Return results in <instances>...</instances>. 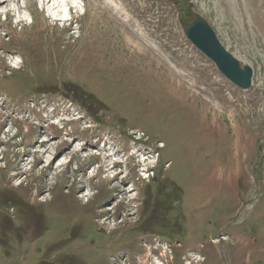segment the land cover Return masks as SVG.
<instances>
[{"label": "rangeland", "instance_id": "1", "mask_svg": "<svg viewBox=\"0 0 264 264\" xmlns=\"http://www.w3.org/2000/svg\"><path fill=\"white\" fill-rule=\"evenodd\" d=\"M52 3H0V264H264V0H66L60 24ZM189 10L251 89L189 42ZM47 138L102 155L49 164ZM100 145L151 154L148 180ZM154 235L173 247L153 262Z\"/></svg>", "mask_w": 264, "mask_h": 264}, {"label": "water", "instance_id": "2", "mask_svg": "<svg viewBox=\"0 0 264 264\" xmlns=\"http://www.w3.org/2000/svg\"><path fill=\"white\" fill-rule=\"evenodd\" d=\"M190 14L194 15L193 21L189 26L184 27L187 39L234 85L242 90L250 89L253 69L241 65L240 61L222 45L214 30L200 14L193 10Z\"/></svg>", "mask_w": 264, "mask_h": 264}, {"label": "bare ground", "instance_id": "3", "mask_svg": "<svg viewBox=\"0 0 264 264\" xmlns=\"http://www.w3.org/2000/svg\"><path fill=\"white\" fill-rule=\"evenodd\" d=\"M13 1L14 0H1L0 1V3L1 4H9V3H13ZM73 7H74V5H73ZM10 9V8H9ZM68 16H70V10H69V12H68V15H67V17ZM53 17V19L54 20H56L57 22L59 21H61V19H64L63 17H64V13L63 12H60L59 14H58V16H56V17H54V16H52ZM195 89H197V87H195ZM200 92H202V93H205V91H202V90H200ZM133 136H136L137 134L136 133H133L132 134ZM46 137V136H45ZM69 142V141H68ZM77 142H79V143H77ZM39 143V142H38ZM64 143H66L64 140H62V143L60 144V145H56V143H54V142H52V140L51 139H45V140H43V141H41L40 142V146H37V149H35V150H32L31 152L33 153V152H39V153H48V155H46V160H48V159H50V161H49V164H54L60 157L61 158H65V157H67L68 155H70L74 150H75V152L76 153H82V155H84L85 154V152L86 151H88V152H90V155H89V157L90 156H93L92 154H97V153H94V151H96V150H93V149H91L90 148V144L89 143H87L85 146L86 147H82V141H74V142H72V146L68 149V151H66V152H64L63 154H65L66 153V155H65V157H63L62 155L63 154H61L60 153V155H57V153L55 152L58 148H59V146H62ZM162 144V143H161ZM73 146H75L74 147V149L71 151V148H73ZM161 147L162 148H164L163 147V144L161 145ZM23 148V147H22ZM44 148V149H43ZM55 150V151H54ZM100 151V150H99ZM98 152V151H97ZM19 153V163H23L24 162V158L26 157V156H28V154H29V152H27V151H21V152H18ZM99 153V152H98ZM119 154V153H118ZM99 155V154H98ZM102 155V154H101ZM100 155V156H101ZM135 155L137 156V157H141L142 156V154H138L137 155V152L135 153ZM59 156V157H58ZM114 156V154H112L111 155V157L110 156H106L105 158L107 159V157H109L108 159H110V158H112ZM58 157V158H57ZM72 158V157H71ZM85 158H88L87 156L85 157ZM20 165H22V164H20ZM18 170H21V169H18ZM18 172V171H17ZM18 174V173H17ZM119 176V175H118ZM117 175H116V178L118 177ZM90 177V176H89ZM50 189V188H49ZM124 189V191L123 192H125V193H128V191L125 189V188H123ZM121 193V192H120ZM82 198V197H81ZM86 204V203H85ZM2 208V207H1ZM0 208V209H1ZM109 210V209H108ZM108 212L109 211H106V210H103V211H99V215L100 216H103V215H105L106 216V214H108ZM23 221H24V219H23Z\"/></svg>", "mask_w": 264, "mask_h": 264}, {"label": "clouds", "instance_id": "4", "mask_svg": "<svg viewBox=\"0 0 264 264\" xmlns=\"http://www.w3.org/2000/svg\"><path fill=\"white\" fill-rule=\"evenodd\" d=\"M10 8L15 9L16 8V4L12 3L9 5ZM7 9H3L0 11H6ZM49 12L52 16L56 17L58 16V14L60 12L64 13V17L63 18H67L68 15V5L66 3V0H53V3L49 6ZM18 18H22L24 20H27L28 22H30V17L28 16V13L25 12L23 17H18Z\"/></svg>", "mask_w": 264, "mask_h": 264}, {"label": "trees", "instance_id": "5", "mask_svg": "<svg viewBox=\"0 0 264 264\" xmlns=\"http://www.w3.org/2000/svg\"><path fill=\"white\" fill-rule=\"evenodd\" d=\"M186 5H183V7H185ZM185 12L187 13V10H185ZM164 220V219H163ZM164 228H168V225H165L164 226ZM171 229H174V227H171ZM170 228L169 229H167V232L169 231V230H171ZM169 234H172V231L171 232H169Z\"/></svg>", "mask_w": 264, "mask_h": 264}]
</instances>
